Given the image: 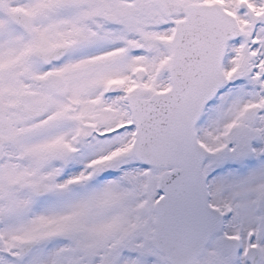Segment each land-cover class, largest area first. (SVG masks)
I'll use <instances>...</instances> for the list:
<instances>
[{
    "label": "snow or ice",
    "instance_id": "snow-or-ice-1",
    "mask_svg": "<svg viewBox=\"0 0 264 264\" xmlns=\"http://www.w3.org/2000/svg\"><path fill=\"white\" fill-rule=\"evenodd\" d=\"M0 264H264V0H0Z\"/></svg>",
    "mask_w": 264,
    "mask_h": 264
}]
</instances>
